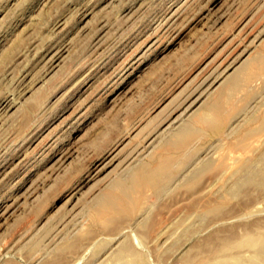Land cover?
Wrapping results in <instances>:
<instances>
[{"label": "rangeland", "instance_id": "rangeland-1", "mask_svg": "<svg viewBox=\"0 0 264 264\" xmlns=\"http://www.w3.org/2000/svg\"><path fill=\"white\" fill-rule=\"evenodd\" d=\"M125 260L264 264V0H0V264Z\"/></svg>", "mask_w": 264, "mask_h": 264}, {"label": "bare ground", "instance_id": "bare-ground-1", "mask_svg": "<svg viewBox=\"0 0 264 264\" xmlns=\"http://www.w3.org/2000/svg\"><path fill=\"white\" fill-rule=\"evenodd\" d=\"M214 107V106H213ZM213 110V109H212ZM214 110L216 111L217 109L216 108H214ZM213 110V111H214ZM213 111H210V112H213ZM217 112V111H216ZM206 114H209L208 112L206 113ZM211 114V113H210ZM204 115V114H203ZM202 116V115H201ZM204 117V116H203ZM205 118V120L207 119V117H204ZM202 120V119H201ZM159 177V173L158 172H154L153 170L152 171H146V170H141L140 169V171H137L136 173H134V175H133V178H132V183L133 184H131V186L133 185L134 186V184H138V182H140V183H142V184H151V181H152V178L154 179V181H156V179ZM151 180V181H150ZM124 185H123V183L122 182H119L118 183V187L119 188H122ZM130 186V187H131ZM117 187V188H118ZM126 189H125V192H122L123 194H124V196L125 197H129L130 196V191H129V189H128V186L127 187H125ZM124 189V188H123ZM120 191H122V190H120ZM117 196V195H116ZM123 196V197H124ZM131 197V196H130ZM118 199H120V198H118ZM132 201V200H131ZM102 203L100 204V209H98L99 210V212H103V214H110V215H114V214H117L116 212L118 211V209H117V211L115 210V207L113 206V205H111V203L110 202H112V201H108V202H106V201H101ZM116 203V202H115ZM131 203V202H130ZM117 205V204H116ZM107 211H109L108 213H107ZM115 212V213H114ZM109 216V215H108ZM109 218V217H108ZM106 222V221H105ZM122 251V250H121ZM120 251V252H121ZM124 253L125 252H121V254L122 255H124ZM121 255V256H122ZM124 260V259H123ZM123 264H127V261L125 260L124 261V263ZM132 264V263H131Z\"/></svg>", "mask_w": 264, "mask_h": 264}]
</instances>
